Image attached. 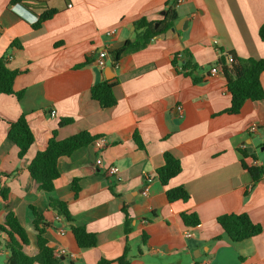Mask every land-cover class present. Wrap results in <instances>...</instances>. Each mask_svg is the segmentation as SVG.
<instances>
[{"label":"crops","instance_id":"crops-1","mask_svg":"<svg viewBox=\"0 0 264 264\" xmlns=\"http://www.w3.org/2000/svg\"><path fill=\"white\" fill-rule=\"evenodd\" d=\"M11 1L0 0V58L6 57L10 70L20 71L13 88L23 96L0 94V225L14 213L29 236L26 254L38 253L33 206L48 222L49 246L75 255L59 257L60 264H97L102 258L117 264L126 248L131 264H264V176L254 183L241 153L246 150L249 167H264V99L245 102L238 114L226 113L231 104L227 79L222 72L209 74L230 53L264 59L259 37L264 0L177 5L176 0ZM169 6L178 12L175 26L115 62L110 52L135 40V23L142 18L158 23ZM49 11L52 16L35 27ZM111 29L113 36L107 34ZM104 49L110 58L100 68L96 59ZM183 52L192 55L201 82L173 65ZM260 81L264 90V72ZM102 82L114 84L117 103L111 108L91 98V87ZM21 115L35 137L22 159L7 137ZM64 118L73 122L59 126ZM253 125L257 132L250 131ZM54 131L59 141L81 131L107 139L104 147L96 140L58 161L60 177L52 197L66 202L73 222L56 220L50 196L28 170ZM167 152L180 160L182 170L164 186L157 171ZM111 167L119 168L120 181ZM178 187L189 199L169 202L166 192ZM192 213L200 223L188 227L181 216ZM228 214H247L262 232L233 242L217 222ZM72 225L94 233L96 247L79 248ZM187 230L192 237H185ZM1 237L0 264H8Z\"/></svg>","mask_w":264,"mask_h":264},{"label":"trees","instance_id":"trees-1","mask_svg":"<svg viewBox=\"0 0 264 264\" xmlns=\"http://www.w3.org/2000/svg\"><path fill=\"white\" fill-rule=\"evenodd\" d=\"M18 1L12 0L11 3L15 4ZM53 13L54 11H49L41 15L35 27H38L43 21L49 19ZM178 17L177 9L169 6L166 16L158 23L150 22L145 18L138 20L135 23V40L126 41L122 47L110 52L113 60L117 62L124 55L144 49L155 37L163 35L172 29ZM157 24L158 26H156ZM259 37L264 41V24L259 29ZM178 55L173 59V65L175 67L181 66L182 72L191 76L195 83L201 82L195 76L198 66L193 62L192 55L189 52H183V59H179ZM229 57L233 58L232 62H228ZM215 68L218 72H222L225 75L227 90L231 95V104L225 111L226 113L238 114L245 102L264 99V90L260 81L261 74L264 72V59L241 58L230 53L228 56H222ZM19 74L20 71L10 70L7 67L6 57L0 58V94L14 96L18 99L22 98L23 92H15L13 88L15 78ZM113 88L114 84L109 82L96 84L90 89L91 98L98 102L102 108H111L117 103ZM72 122L73 119L64 118L60 121L59 126H65ZM7 137L17 146L19 158H24L35 142V137L26 115H21L15 122L10 124ZM97 138V136L87 131H81L78 134L59 141L57 140L56 131H54L48 141L47 147L43 151L37 152L28 166L29 173L38 183L39 189L50 196L49 208L62 215L67 222H73V219L66 202L52 197V194L55 192V181L60 177L58 161L61 157L70 156L76 150L92 144ZM135 140L141 146L137 135L135 136ZM241 153L244 156L242 161L243 167L249 171L253 182H258L264 176V167H249L245 162L248 156L246 150H242ZM163 158L164 165L158 169L157 174L160 183L166 186L172 178L181 172L182 167L180 160L169 152L165 153ZM72 190L75 193V197H77L80 190L77 179L72 181ZM3 196L6 198L5 193H3ZM166 197L169 202L177 200L187 201L189 194L183 187H178L168 190ZM30 210L33 217V228L36 234L38 253L35 256L26 254L24 248L30 244L28 233L14 213L9 212L5 222L0 225V240L2 238L1 234H4V246L10 254L8 264H60L59 258L55 256L54 249L49 246L48 240L45 237L46 229L49 226L46 218L35 207L31 206ZM125 214V228L128 233L131 230V221L128 213L126 212ZM181 218L188 227H195L200 223L195 213L183 214ZM217 222L233 242L247 240L262 232V227L259 224L253 223L247 214L223 215L217 219ZM71 231L79 248L91 249L96 247V235L89 232L85 227L72 225ZM116 262L117 264H131L128 248L125 249L124 254ZM97 264H113V262L102 258Z\"/></svg>","mask_w":264,"mask_h":264},{"label":"built area","instance_id":"built-area-1","mask_svg":"<svg viewBox=\"0 0 264 264\" xmlns=\"http://www.w3.org/2000/svg\"><path fill=\"white\" fill-rule=\"evenodd\" d=\"M184 1H185V0H177V3H178V4H181V3L184 2ZM115 33H116V30H115V29H111L107 34H108L109 36H113V35H115ZM109 58H110V55H109V51H108V50L104 49V50L99 51L98 56H97V59H96V63H97V65H98V67H100V68L104 67V66L106 65L107 60H108ZM178 58H179V59H183V58H184L183 53H180V54L178 55ZM232 61H233V58H232V57H229V58H228V62H232ZM179 69L182 71L181 66H179ZM218 73H219V72L216 70V68H211V70L209 71V74H210L211 76H215V75L218 74ZM55 116H56V113H55V112H51V117H55ZM258 129H259L258 126L253 125V126H251L250 131H251V132H257ZM96 142H97V145H98L99 147H104V146L106 145V143H107V139H105V138H101V139H98ZM96 162H97L98 165H101V164H102V160H101V159H98ZM254 163H255L256 165H258V162H257V161H254ZM109 171H110L111 174H113V175L116 177V179H117L118 181L121 180V177H120V170H119L118 167H111V168L109 169ZM149 181H151V179H149ZM145 194H146V193H145ZM56 220H60V221L62 220V221H64L65 223L67 222L66 219H65L62 215H60V214H58V213H57V215H56ZM60 234H61V235H65V230H64V229H61V230H60ZM185 237H187V238L192 237V233H191V231L187 230V231L185 232ZM54 254H55V256L58 257V258L61 257V256H69V257L72 258V259L75 258V255H74L73 253H70L67 249H64V248H57L56 250H54ZM202 264H208V263H207V262H203Z\"/></svg>","mask_w":264,"mask_h":264},{"label":"water","instance_id":"water-1","mask_svg":"<svg viewBox=\"0 0 264 264\" xmlns=\"http://www.w3.org/2000/svg\"><path fill=\"white\" fill-rule=\"evenodd\" d=\"M178 3L176 2L175 5H177Z\"/></svg>","mask_w":264,"mask_h":264}]
</instances>
